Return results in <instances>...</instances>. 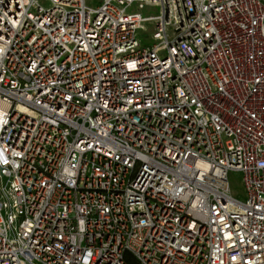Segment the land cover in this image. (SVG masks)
Returning <instances> with one entry per match:
<instances>
[{"label":"built area","instance_id":"2783aa9c","mask_svg":"<svg viewBox=\"0 0 264 264\" xmlns=\"http://www.w3.org/2000/svg\"><path fill=\"white\" fill-rule=\"evenodd\" d=\"M2 179L0 264H264V0H0Z\"/></svg>","mask_w":264,"mask_h":264},{"label":"rangeland","instance_id":"374dc122","mask_svg":"<svg viewBox=\"0 0 264 264\" xmlns=\"http://www.w3.org/2000/svg\"><path fill=\"white\" fill-rule=\"evenodd\" d=\"M91 2H95L98 4L100 0H87L88 4H91ZM43 6H48L47 3H42ZM132 11V10H131ZM159 10L157 9H144L140 11L141 15L143 17H150V16H155L157 15ZM145 32H138L137 36L138 39L141 43L142 46H149L153 41L150 40V34H151V26L146 24L145 25ZM228 182H229V187H230V192L232 196L238 200H244L245 193H244V188L242 185V175L238 172H230L228 174ZM7 188V182L6 179H2L0 181V199H3V189ZM2 197V198H1Z\"/></svg>","mask_w":264,"mask_h":264}]
</instances>
